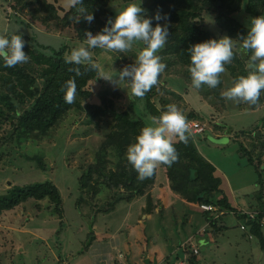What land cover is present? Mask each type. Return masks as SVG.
Wrapping results in <instances>:
<instances>
[{
	"label": "rangeland",
	"instance_id": "374dc122",
	"mask_svg": "<svg viewBox=\"0 0 264 264\" xmlns=\"http://www.w3.org/2000/svg\"><path fill=\"white\" fill-rule=\"evenodd\" d=\"M247 1L198 3L191 23L206 31L210 38L226 35L217 24L218 17L233 20L247 30L250 17L256 16L246 11ZM48 2L57 9L59 19H45L28 0H0V34H20L26 41L23 50L29 56L27 72L32 77L45 68L41 64L38 67L31 49L44 58L65 59L74 47L84 44L86 31L96 34L108 18L128 3L140 4L141 14L150 19L158 11L151 0H105V12L98 22L88 23L78 16L65 24L61 18L72 6L70 0ZM167 24L173 27L168 21ZM173 42L169 36L158 51L166 68L158 76V83L143 97L128 95L124 89L95 77L53 124L44 131L28 134L18 130L17 122L29 109V103L20 105L13 100L14 111L0 103V199L18 189L44 183L54 185L60 197L58 207L47 198L28 199L0 213V264H189L191 254L199 264H264V226L257 221L245 226L244 218L238 215L247 212L246 208L229 213L216 208L210 213L217 229L208 223L211 237L218 238L221 233L217 231L226 229L220 241L212 246L217 249L205 253L208 258L194 241H187L183 254L176 256V218L180 217L182 208L178 209L174 197L166 195L169 183H164L163 175H159L157 187L164 183L165 191L153 198L147 193L150 188L143 196L135 197L122 188H107L108 172L119 174L120 166L127 163V146L123 148V156L118 157L111 144L120 141L109 138L112 120L106 115L90 116L87 106H101L107 112L113 109L127 112L130 119L145 126L150 115H159L166 105L175 104L186 118L193 116L187 121L205 125L200 134L190 131L191 136L195 143L202 142L200 149L227 175L239 195L252 200L256 208L255 193L261 190L264 203V98L250 105L233 103L221 96L224 88L240 75V69L247 70V56L237 46L232 61L220 74L217 87L202 85L194 89L188 67L176 59ZM142 46L134 42L124 53L89 51L92 62L109 71L131 64ZM36 86L40 88L42 81L38 80ZM5 90L4 86L0 87V94ZM226 129L236 130L231 137L233 145L224 149L212 146L210 143L227 144L228 138H215ZM233 148L238 155L231 154ZM255 166H260L262 177L257 176ZM193 195L188 192L182 197L190 200L188 197ZM227 216L238 219L237 223L230 224L225 219ZM241 224L245 226L243 230ZM237 237L239 245H231Z\"/></svg>",
	"mask_w": 264,
	"mask_h": 264
},
{
	"label": "trees",
	"instance_id": "16d2710c",
	"mask_svg": "<svg viewBox=\"0 0 264 264\" xmlns=\"http://www.w3.org/2000/svg\"><path fill=\"white\" fill-rule=\"evenodd\" d=\"M28 1L35 12L44 14L45 19H59L57 9L52 3L48 2V0ZM122 1L128 2L130 0ZM151 1H154L155 5L158 6V11L155 15L160 14L166 16L167 21L173 25V27H169V36L173 37V43H175L174 49L176 52V59L184 66L188 67L189 58L186 51L187 47L192 43L210 38L206 31H202L200 28L193 25L190 19L196 17L198 3L203 5L209 3L215 4L217 0ZM221 1L223 3L225 1L234 2V0ZM104 2L105 0H82V7L86 12H90L94 16L93 21L98 22L105 12ZM246 5V11L248 13L253 15H264V0H248ZM78 7L80 6H71L70 9L64 13L61 18L63 23L68 24L70 19L76 20L78 16H80V19L82 18L83 14L78 11ZM216 21L220 29L225 31L228 37L236 39L237 42L239 37L246 33V29L233 20H222L218 17ZM159 22L160 21H156L152 18L153 25ZM30 51L31 57L38 64V67L41 64V66L45 68L37 77H32L27 72L30 66L28 62L14 67H4L2 60H0V87L4 86L6 88L5 93L0 94V103L6 105L9 111L15 110L13 100L20 105L29 103V109L20 115L17 122L18 130L24 134L44 131L71 107V104L64 102L61 87L65 81L75 75L70 69L72 67H77L71 63H66L64 58H59L58 60L44 58L39 52L36 53L32 51V49ZM237 64L239 63L237 62ZM78 67H80L81 75L75 77L77 93L83 89L86 83L94 79L97 75L96 70L91 67L85 65H80ZM240 70V75H244L247 71ZM38 80L42 81V86L40 88L36 86ZM87 109L90 116L100 117L106 115L112 120L113 131L109 138L111 140H115L116 138L120 141V143L112 142L111 144L112 149L117 152L118 157L123 156V148L133 141L134 136L139 132L140 128L144 126L142 122L130 119L127 112H118L114 109L107 112L104 107L97 105H88ZM0 113L2 114L1 111ZM191 118H193V116L189 115L187 119ZM227 130L230 131V129ZM174 146L179 154V159L171 166L160 165L164 169L170 189L181 196L188 195V192L193 193L194 195L190 197V201L197 205L210 204L215 206L218 210L226 212L236 211L229 206L225 196L219 198V194L222 193L219 189L220 179L214 177V167L198 157L196 149L191 142V138L186 144L176 141ZM246 157L248 162L252 165L251 158L247 155ZM254 169L256 174H258L257 176L261 175L262 177L260 166H255ZM108 173L110 174L108 180L105 179L107 181V188H112V190L122 188L126 192H129L131 197L143 196L144 192L152 186L155 179V171L149 178L144 180L137 179L136 172L128 162L126 165L120 166L119 174H114V172L111 171ZM255 196L257 206L256 208L254 207L253 211L259 213L255 220L259 223L262 211L264 210L261 190H258ZM43 198H47L56 207L60 205V197L56 187L51 183H44L18 189L9 197L0 199V213L5 210H10L28 199L39 200ZM238 216L241 218L246 217ZM212 218L211 215L207 217L210 225L215 224V220ZM188 262L189 264H198L194 254L190 255Z\"/></svg>",
	"mask_w": 264,
	"mask_h": 264
},
{
	"label": "clouds",
	"instance_id": "9594fccd",
	"mask_svg": "<svg viewBox=\"0 0 264 264\" xmlns=\"http://www.w3.org/2000/svg\"><path fill=\"white\" fill-rule=\"evenodd\" d=\"M70 3L80 6L78 11L85 21H93L94 16L82 7V0H70ZM142 12L140 4L128 3L114 17L108 18L96 34L85 32L84 44L74 47L65 58L66 63L77 66L70 69L75 75L61 87L65 103L72 104L76 100L75 77L81 75L80 65L97 70L96 78H102L134 97H143L158 83V76L166 68L158 51L169 37L167 17L156 14L153 19L165 22L153 26L152 19L142 15ZM134 42L143 46L137 50L134 61L119 70L111 68L103 71L92 62L90 49L124 53L132 48ZM237 43L239 50L247 56V71L224 88L221 96L233 103L250 105L264 98V15L250 17L246 33L239 37L238 42L225 35L190 44L186 51L191 87L200 89L206 85L216 88L225 65L233 59ZM25 45L26 41L20 34H0L3 66L14 67L28 62L29 56L23 50ZM148 119L149 123L140 128L125 152L126 160L139 180L151 177L159 165L171 166L179 159L174 138L186 144L191 137L187 118L175 104L166 105L159 115H150Z\"/></svg>",
	"mask_w": 264,
	"mask_h": 264
},
{
	"label": "crops",
	"instance_id": "0c3cea01",
	"mask_svg": "<svg viewBox=\"0 0 264 264\" xmlns=\"http://www.w3.org/2000/svg\"><path fill=\"white\" fill-rule=\"evenodd\" d=\"M221 131H223V133H221V135H219V137H215V138L226 137V138H228L227 144H225V145L213 144V143H210V144L214 147H221L222 149L230 146L231 144L233 145V143L231 142V137L233 136V133L236 130L230 129V131H228L226 129V130H221ZM190 138H191V142L193 143V145L196 149V153H197L198 157L202 158L205 162L211 164L215 169L214 177L220 179L219 189L222 191V193L219 194V198H221L222 196H225L227 203L229 204V206L233 210H239V209L246 208V209H248V211H253V209L255 207V205L253 204V201L248 199L247 197L240 196L239 195L240 193L237 192L238 188L235 189L236 186L235 187L232 186V183L228 181L227 175L221 169H219L218 165H215L216 163L213 162L214 160L211 162L212 159L210 160L209 156H207L200 149V145L202 142L201 143L199 142V144H197L194 142L195 139L193 140V136H191ZM204 140L206 141V139H204ZM230 152H231V154L233 153V154L238 155L234 148L232 150H230ZM240 157H243V156L240 155ZM159 175H163L165 177L164 183L167 184V182H168L163 168L158 166L155 170V179H154V182L151 186L152 188L150 187V190H148V192H147L148 195H150V197H152V198H153V196L155 197L156 193H160V192L165 191V186H163L164 183L160 184L163 187L162 186L157 187ZM230 183H231V185H230ZM156 187L159 191L156 190ZM168 191L169 192L166 195L169 197H174L176 199V205L178 206V209L182 208L180 217L176 218V248H175L176 249V256L183 254L182 253L183 245L185 243H187V241H194L197 245V248L201 252H203L202 255L207 257V255L205 254L207 251L217 249L216 247H212V246L214 245V242L220 241L221 237L224 234L223 231L226 229V227H224L221 230L219 229L217 231V232L221 233L220 234L221 236L218 235V238L215 236L211 237V234H209L210 232L208 231V225L210 223L207 220V217H209L211 214L207 213V212L200 211L197 204L193 203L190 200L185 199L184 197H182L181 195H179L177 193H174L172 190H170V187H168ZM158 195H160V194H158ZM188 198H190V197H188ZM229 212L230 211H228V213ZM225 219H227L230 224L233 222L237 223V220H238V219L235 220L233 217H229V216H227V218H225ZM212 227L215 229V224L214 225L212 224ZM215 230H217V229H215ZM239 241H240V239L237 237V238L232 240L231 245H233V246L239 245ZM161 244H162V242L160 241V244H159L160 247H161ZM156 246H158V245H156ZM179 246H180V248H179ZM199 258L200 257H198V260H199Z\"/></svg>",
	"mask_w": 264,
	"mask_h": 264
},
{
	"label": "built area",
	"instance_id": "2783aa9c",
	"mask_svg": "<svg viewBox=\"0 0 264 264\" xmlns=\"http://www.w3.org/2000/svg\"><path fill=\"white\" fill-rule=\"evenodd\" d=\"M188 125H189V129L190 131H192L193 133H201L204 131V127L205 125L198 122V121H194V120H189L187 121ZM199 209L202 211V212H207V213H212V212H215L216 210V207L213 206V205H210V204H200L199 205ZM239 215L240 216H246V217H243L244 218V221H245V226H246V223L248 222H254L257 218V216L259 215L258 212L256 211H247V212H239ZM259 223L260 225L263 227L264 226V210L262 211V214H261V218L259 219ZM243 224L240 225V230H243L245 228ZM196 252V251H195Z\"/></svg>",
	"mask_w": 264,
	"mask_h": 264
},
{
	"label": "water",
	"instance_id": "95a60500",
	"mask_svg": "<svg viewBox=\"0 0 264 264\" xmlns=\"http://www.w3.org/2000/svg\"><path fill=\"white\" fill-rule=\"evenodd\" d=\"M150 1V0H149Z\"/></svg>",
	"mask_w": 264,
	"mask_h": 264
}]
</instances>
